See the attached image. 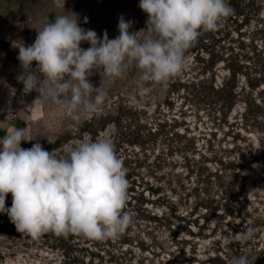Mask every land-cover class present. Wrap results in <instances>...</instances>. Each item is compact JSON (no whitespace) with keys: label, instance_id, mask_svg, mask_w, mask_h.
<instances>
[{"label":"rangeland","instance_id":"374dc122","mask_svg":"<svg viewBox=\"0 0 264 264\" xmlns=\"http://www.w3.org/2000/svg\"><path fill=\"white\" fill-rule=\"evenodd\" d=\"M228 3L233 14L198 37L185 53L183 73L166 89L151 83L137 88L135 69L110 85L105 78L108 98L80 122L35 91L1 102L0 139L11 128L24 129L31 140L21 142L24 149L111 139L127 169L125 210L132 223L105 241L53 232L33 241L0 213V264H207L216 256L231 264L245 249L257 257L255 264H264V0ZM16 4L26 46L48 16L54 21L55 14H67L53 0ZM65 8L101 38L105 31L109 39L119 35L121 15L133 21L130 31L146 28L133 0H66ZM233 73L239 95L229 109L216 91ZM89 79L100 86L95 70ZM133 95L141 100L136 107L129 105ZM62 146L54 156L63 155ZM236 194L239 202H230ZM11 205L9 193L5 207ZM205 217L211 224L199 231L192 221L201 225ZM248 226L256 236L245 242L240 236Z\"/></svg>","mask_w":264,"mask_h":264},{"label":"clouds","instance_id":"9594fccd","mask_svg":"<svg viewBox=\"0 0 264 264\" xmlns=\"http://www.w3.org/2000/svg\"><path fill=\"white\" fill-rule=\"evenodd\" d=\"M53 3L67 14H55L54 21L48 16L36 29L32 44L14 41L12 46L19 50L25 94L37 92V99L50 102L74 122L90 117L105 103V78L110 85L130 69L136 70L137 88L151 83L166 89L183 73L185 53L198 37L218 30L234 12L228 0H139L138 7L147 14L146 28L130 31L133 21L121 15L119 35L109 39L106 31L101 38L81 27L77 14L66 10V0ZM142 32L147 37H141ZM82 42L90 47L82 48ZM94 70L101 77L99 87L89 79ZM140 103L135 95L129 98L132 107ZM22 141L31 140L18 128L9 129L0 139V213L7 214L17 232L33 241L49 232L95 241L125 233L132 223L131 213L125 210L129 181L111 139L77 146L66 143L60 157L40 143L24 149ZM9 193L12 205L6 208ZM255 236L256 229L248 226L240 239L247 242ZM256 259L245 249L232 257L231 264H255Z\"/></svg>","mask_w":264,"mask_h":264},{"label":"crops","instance_id":"0c3cea01","mask_svg":"<svg viewBox=\"0 0 264 264\" xmlns=\"http://www.w3.org/2000/svg\"><path fill=\"white\" fill-rule=\"evenodd\" d=\"M16 0H0V104L10 101L19 92H23V69L17 60L18 48L13 42L21 43L18 26ZM20 40V41H19Z\"/></svg>","mask_w":264,"mask_h":264},{"label":"trees","instance_id":"16d2710c","mask_svg":"<svg viewBox=\"0 0 264 264\" xmlns=\"http://www.w3.org/2000/svg\"><path fill=\"white\" fill-rule=\"evenodd\" d=\"M118 0H114V2H117ZM134 2V5L141 11L142 13V20L141 22L144 23L146 22L147 20V14L144 13L139 7V0H133ZM236 75L235 73H233L231 75V78L224 83V85L221 87V88H218L216 93L219 94V95H225V97L227 98L226 102H228L229 104V109H232L235 105V102L237 100V96L239 95L238 93V85H237V81H236ZM224 100V99H223ZM62 145L60 144V142H56L55 144L53 145H49L45 148V150L49 151V152H54L55 150H57L58 148H60ZM238 195L236 194L235 196H233L232 198L229 199L230 202H239L238 200ZM204 219V223L203 224H199V222L196 221H192V223L194 225H196L199 229V231H204L206 230V227H209V224L210 221L205 217L203 218ZM206 226V227H205ZM196 253L198 252L197 250H195ZM223 260L221 257L219 256H216V257H209L207 260H206V263L207 264H222Z\"/></svg>","mask_w":264,"mask_h":264}]
</instances>
